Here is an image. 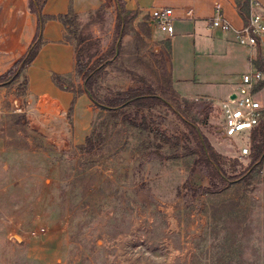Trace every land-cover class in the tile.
<instances>
[{"label": "rangeland", "instance_id": "374dc122", "mask_svg": "<svg viewBox=\"0 0 264 264\" xmlns=\"http://www.w3.org/2000/svg\"><path fill=\"white\" fill-rule=\"evenodd\" d=\"M117 22V0H107L95 14L75 16L64 39L92 37L95 58L113 43ZM139 30L148 33L144 22L128 23L123 48L95 89L101 97L129 86L165 96L170 106L144 109L146 127L123 122L86 93L69 110L71 93H36L23 81L26 72L15 84L22 111L1 113L0 126L21 133L13 135L18 150L0 152V187L27 177L0 191V264H264V156L248 179L227 177L250 165L251 144L249 154L240 147L252 132L250 139L223 135L217 105L179 95L167 43ZM64 74L83 84L75 68ZM258 96L264 106V81ZM177 102L220 154L223 178L199 149L190 151L198 146L174 112ZM88 136L92 150L79 145Z\"/></svg>", "mask_w": 264, "mask_h": 264}, {"label": "crops", "instance_id": "0c3cea01", "mask_svg": "<svg viewBox=\"0 0 264 264\" xmlns=\"http://www.w3.org/2000/svg\"><path fill=\"white\" fill-rule=\"evenodd\" d=\"M40 1L43 2L42 13L58 15L70 11L86 13L95 10L107 0ZM257 1L258 10L264 13V0ZM153 3L174 7L176 16L171 33L162 32L148 22V8ZM123 4L128 9L136 10L137 21H142L147 26L146 35L139 30L143 38L148 41L157 39L160 45L167 43L171 62V87L181 96L207 98L218 106L235 88L242 72L250 69L252 65L260 67L261 61L264 63L262 48H249L236 39L235 29L240 27L244 20L236 9L235 0H123ZM215 4L221 6V12L231 23L229 29L222 30L211 25ZM188 9L191 10L189 14L186 13ZM37 28L38 15L30 11L29 0H0V74L7 71L24 54ZM64 33L65 24L62 20L57 17L47 18L41 29L44 42L25 72L28 78L26 84L36 93L54 88L71 93L70 110L74 92L58 86L52 79L53 72L64 74L75 68L76 49L72 42L64 39ZM155 47H159V44ZM253 58L257 61H253ZM14 86L15 84L0 85V114L22 111L20 98L12 92ZM14 130L10 134L7 127L1 123L0 152L18 150L12 142L13 135L20 134L21 129ZM4 162L5 167L10 165L9 161ZM26 177L27 175H24L12 179L10 184L0 187V191ZM41 206L42 196L38 197L40 209L36 210V216L42 214Z\"/></svg>", "mask_w": 264, "mask_h": 264}, {"label": "trees", "instance_id": "16d2710c", "mask_svg": "<svg viewBox=\"0 0 264 264\" xmlns=\"http://www.w3.org/2000/svg\"><path fill=\"white\" fill-rule=\"evenodd\" d=\"M236 9L238 13L244 20V23L248 20L249 10L247 0H235ZM42 4L40 0H29L30 11L37 13L38 15V28L36 34L30 43L24 54L4 73L0 74V85L13 86L18 83L21 76L25 73L27 65L32 62V60L38 54V51L44 42V38L41 34L42 26L45 20L49 17H57L65 24L69 29L71 27L72 21L79 13L70 11L67 13H61L58 15H47L42 13ZM105 5L102 4L95 10L89 11V13L95 14ZM137 11L128 9L124 6L123 0H117V31L116 36L113 40L111 46L98 54L93 58L95 53H89V49L92 47V42L90 36H86L82 33H76L74 35L75 42L74 46L76 49V63L75 71L77 75L83 80V84L75 86L66 81L65 74L53 72L52 79L54 82L65 89L74 92L75 97L80 93H87L93 102L100 106L101 108L108 109L112 111L115 115H120L123 122L130 123L134 126L146 127L144 109H150L156 105H166L170 106V102L165 98V96L151 91L144 90L138 87L129 86L125 89L115 91L106 97H101L98 95L95 84L97 79L102 72V70L110 63L112 57L119 54L123 48V34L126 32L128 23H130L136 16ZM27 76L23 79L24 83H27ZM75 97L70 106V110H73ZM183 103L185 102L182 101ZM182 102L176 103V109L174 112L176 116L182 121V123L188 128L189 132L192 134L194 140L197 143V148H193L190 151H196L199 149L200 158L207 164H210L217 176L221 178L224 177V167L220 159V154L215 150V148L210 144L207 137L200 132L199 126L186 115L184 106L181 107ZM208 110L204 113L201 123L205 125L207 123ZM161 138L165 139V134L162 132L160 134ZM251 146L253 158L250 165L247 166L242 172L237 175L227 177L235 179L242 176V179H248L250 176V167L252 164L258 165L262 161L264 156V117L259 123L258 127L254 128L251 133ZM81 147L86 148V150H92L95 146V141L91 136L87 137L86 143H80ZM158 156H163L160 152H156ZM195 161L190 167V170L194 169ZM212 178V177H211ZM226 178V181L229 180ZM213 179V178H212Z\"/></svg>", "mask_w": 264, "mask_h": 264}, {"label": "built area", "instance_id": "2783aa9c", "mask_svg": "<svg viewBox=\"0 0 264 264\" xmlns=\"http://www.w3.org/2000/svg\"><path fill=\"white\" fill-rule=\"evenodd\" d=\"M247 2L248 20L235 29L236 39L249 48L264 50V13L258 10L257 0H247ZM220 8L219 4H215L211 25L227 30L231 27V23ZM190 12V9L186 10L187 14ZM175 16L174 7L171 5L153 3L148 8V22L162 32L173 31ZM253 61H257L256 58ZM263 80V69L258 65H252L250 69L240 74L235 88L220 101L217 106L218 123L223 135L249 138L252 130L259 125L264 117V106L258 96V86ZM232 93H234L233 97ZM240 153L243 155L250 153V141L240 147Z\"/></svg>", "mask_w": 264, "mask_h": 264}, {"label": "water", "instance_id": "95a60500", "mask_svg": "<svg viewBox=\"0 0 264 264\" xmlns=\"http://www.w3.org/2000/svg\"><path fill=\"white\" fill-rule=\"evenodd\" d=\"M231 96L233 97L234 96V93H232Z\"/></svg>", "mask_w": 264, "mask_h": 264}]
</instances>
